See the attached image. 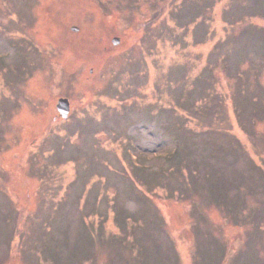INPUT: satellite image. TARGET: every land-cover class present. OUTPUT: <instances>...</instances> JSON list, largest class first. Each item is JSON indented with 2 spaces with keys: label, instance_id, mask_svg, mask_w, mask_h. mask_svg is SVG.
Here are the masks:
<instances>
[{
  "label": "rangeland",
  "instance_id": "374dc122",
  "mask_svg": "<svg viewBox=\"0 0 264 264\" xmlns=\"http://www.w3.org/2000/svg\"><path fill=\"white\" fill-rule=\"evenodd\" d=\"M0 264H264V0H0Z\"/></svg>",
  "mask_w": 264,
  "mask_h": 264
},
{
  "label": "water",
  "instance_id": "95a60500",
  "mask_svg": "<svg viewBox=\"0 0 264 264\" xmlns=\"http://www.w3.org/2000/svg\"><path fill=\"white\" fill-rule=\"evenodd\" d=\"M112 41L114 44H116L118 42V39H113ZM68 104L69 102L66 99H61L58 101L57 109L60 111L62 117H67L68 115Z\"/></svg>",
  "mask_w": 264,
  "mask_h": 264
},
{
  "label": "flooded vegetation",
  "instance_id": "af4514ba",
  "mask_svg": "<svg viewBox=\"0 0 264 264\" xmlns=\"http://www.w3.org/2000/svg\"><path fill=\"white\" fill-rule=\"evenodd\" d=\"M76 29H77V28H76ZM76 29H75V30H76ZM59 114H60V113H59ZM60 116H61V114H60Z\"/></svg>",
  "mask_w": 264,
  "mask_h": 264
}]
</instances>
